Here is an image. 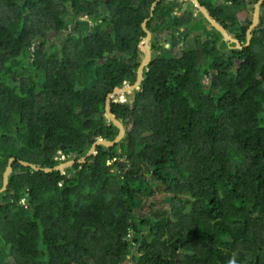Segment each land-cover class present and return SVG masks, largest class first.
I'll return each instance as SVG.
<instances>
[{
    "label": "trees",
    "instance_id": "obj_1",
    "mask_svg": "<svg viewBox=\"0 0 264 264\" xmlns=\"http://www.w3.org/2000/svg\"><path fill=\"white\" fill-rule=\"evenodd\" d=\"M154 1L0 0V187L11 157L26 171L0 193L5 264H264V15L224 52L200 12ZM257 1L200 0L242 45L234 7ZM145 19L160 54L112 100L125 137L23 166L117 136L106 97L135 82Z\"/></svg>",
    "mask_w": 264,
    "mask_h": 264
},
{
    "label": "water",
    "instance_id": "obj_2",
    "mask_svg": "<svg viewBox=\"0 0 264 264\" xmlns=\"http://www.w3.org/2000/svg\"><path fill=\"white\" fill-rule=\"evenodd\" d=\"M162 1H166V0H156L153 2L152 6H151L150 16L154 15V10H155L156 6ZM179 1H190V2H192V4L195 6V10H196L197 14L200 12L203 15V17L205 19L204 24L206 25L208 30L214 29V30L220 32L221 35L223 36L222 38L227 41L228 45L233 43V44H235L236 49H242L244 46L249 45V43L252 39L253 30L260 24L261 5H262L264 0H258L254 4L252 20H251L252 22H251V24H250V26L246 32L247 41H246L245 45H242L239 39L235 38L230 32L227 31V29L223 25H221L218 21H216L210 15L206 6L202 5L199 0H179ZM161 5L164 6L165 4L162 3ZM147 21H148V19H145V21L142 23V27H143V30L145 31L146 35L139 42V49L143 53V55H142L141 62L137 68V77H136L135 82L130 84L128 81H126V82H124V84L122 86H116L114 88V90L111 93H109L106 97L105 117L109 123H112L113 125H115L118 128L119 132H118L117 136L113 140H108L105 138L97 139L91 145L87 154L77 161L73 160V159H69L67 161L59 163L55 167H42L41 165L21 160L20 163L23 166L29 167L34 171H40V170L45 171V172L60 171V172L64 173L65 169L73 166L76 162H78L80 164L87 162L88 157L97 152V147L99 145H103L105 147H112L115 144H117L118 142H120L125 137L126 128L123 124V119L122 118L118 119L115 116V114L112 112V105L111 104H112V100L115 98H118L119 102H123V100H124L123 95L127 92L132 94L131 102H133L134 97H135L134 96L135 90L139 89L143 80L145 79L144 72H145V70H147L148 65L150 64V62L153 59V57H152L153 52H152L151 46H150V43L152 40V31L147 27ZM153 25H155V22H153ZM204 37H206V35H204ZM65 147H66V145H62L60 152H62L65 149ZM74 155L77 156V153H75ZM15 160H16V158H14V157H11L9 159L8 165H7V167L3 173L2 186L0 187V193H3L8 188L10 175L14 172L13 162ZM14 173L19 175V174L26 173V171H15ZM26 196H28V194H26ZM1 203L2 202L0 201V205H1Z\"/></svg>",
    "mask_w": 264,
    "mask_h": 264
},
{
    "label": "rangeland",
    "instance_id": "obj_3",
    "mask_svg": "<svg viewBox=\"0 0 264 264\" xmlns=\"http://www.w3.org/2000/svg\"><path fill=\"white\" fill-rule=\"evenodd\" d=\"M166 1H168V0H166ZM183 3V7L182 8H184V9H187V8H189V7H194L193 5H192V3L190 2V1H182ZM181 4V5H182ZM163 7V6H162ZM253 8H254V3H250V4H248V6H247V8L246 9H244V8H239V7H234V10L237 12V14H238V19L240 20V21H243L245 18V15H247L249 18H251L252 19V14H253ZM193 11H194V13H196L197 14V12H196V10L193 8ZM199 18V17H198ZM183 30V29H182ZM205 35V34H204ZM204 35H203V38H204ZM52 37V36H51ZM223 37V36H222ZM210 38H212V37H210ZM194 44V42H193V38H190L189 40H188V42H187V47H190V46H192ZM230 46L232 45V44H229ZM218 46H220L219 44H218ZM232 49V47L231 48H229V50H231ZM123 98L124 99H126L127 101H131L132 100V96H131V94L130 93H125L124 95H123ZM75 155H69V156H65L64 154H62V152H59V156H58V159H61V160H63V161H67V160H69V159H73V160H75ZM72 167V166H71ZM71 167H69V168H71ZM69 168H67V169H65V171H67ZM68 176H70V174L68 175ZM23 201V200H22ZM4 248H5V241H3V240H0V255H4V260H3V263L2 262H0V264H5L6 262H7V256L5 255V251H4ZM11 249L10 248H6V254H8V255H10L11 254V251H10Z\"/></svg>",
    "mask_w": 264,
    "mask_h": 264
},
{
    "label": "flooded vegetation",
    "instance_id": "obj_4",
    "mask_svg": "<svg viewBox=\"0 0 264 264\" xmlns=\"http://www.w3.org/2000/svg\"><path fill=\"white\" fill-rule=\"evenodd\" d=\"M200 1V0H199ZM174 0H168V1H166V3H167V5L169 6V7H171L172 8V10L170 11V14H172V16H175V15H181L184 11H188V10H192L193 11V8L195 9V6L194 7H189V8H187V9H184V8H182L183 7V2L182 1H180L181 3L180 4H178L177 6H174ZM192 3V2H191ZM164 4H165V2H164ZM182 4V5H181ZM202 4V3H201ZM166 5V4H165ZM164 5V6H165ZM203 5V4H202ZM163 6V7H164ZM261 9H262V7H261ZM194 12V11H193ZM194 14H196V13H194ZM263 14H264V7H263V9L261 10V16H263ZM197 15V14H196ZM156 24V23H155ZM152 26H155V25H153V22H152ZM73 29V26H72V28L70 27V30H72ZM182 29H184V27H182L180 30L182 31ZM227 31L228 32H230L233 36H234V34L230 31V30H228L227 29ZM169 33H170V31H168ZM212 32V34H213V31H211ZM156 33L158 34L159 33V31H156ZM154 35H153V33H152V40H151V43H150V46H151V50H152V52H153V54H152V57H154V54H156V55H158V54H160V51H158V50H156V47H158L159 46V44H157V43H155V47H153V39H154V37H153ZM164 40H166V39H164ZM223 38H221L220 39V41L218 42V44L220 45L221 43H223ZM166 46H169V43H167L166 42ZM229 47L231 48V47H233L232 49H236L235 48V44H233L232 43V45L231 46H229L228 44H227V41H226V47H225V49H223V51L224 52H228V50H229ZM232 55V57H234V54L232 53L231 54ZM129 82V81H128ZM130 83V82H129ZM130 84H132V83H130ZM131 94V93H130ZM131 96H132V94H131Z\"/></svg>",
    "mask_w": 264,
    "mask_h": 264
},
{
    "label": "built area",
    "instance_id": "obj_5",
    "mask_svg": "<svg viewBox=\"0 0 264 264\" xmlns=\"http://www.w3.org/2000/svg\"><path fill=\"white\" fill-rule=\"evenodd\" d=\"M23 202H25V200H23Z\"/></svg>",
    "mask_w": 264,
    "mask_h": 264
}]
</instances>
